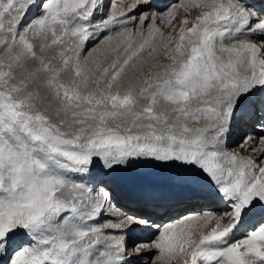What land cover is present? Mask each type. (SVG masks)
<instances>
[{"label":"snow or ice","instance_id":"obj_1","mask_svg":"<svg viewBox=\"0 0 264 264\" xmlns=\"http://www.w3.org/2000/svg\"><path fill=\"white\" fill-rule=\"evenodd\" d=\"M101 7L0 0V264H264V8ZM238 119L252 130L233 148ZM153 163L224 211L113 207L108 178ZM137 225L154 238L129 248Z\"/></svg>","mask_w":264,"mask_h":264},{"label":"bare ground","instance_id":"obj_2","mask_svg":"<svg viewBox=\"0 0 264 264\" xmlns=\"http://www.w3.org/2000/svg\"><path fill=\"white\" fill-rule=\"evenodd\" d=\"M180 2L181 0H153L156 8L161 10L166 4H178ZM248 2L250 6L264 8V0H248ZM100 3L102 7L97 12V19L101 15H109L110 9L115 10L113 6H118L121 0H100ZM135 15L138 16L139 13H135ZM233 127L235 128L229 137V145L235 148L241 138L252 129L250 122L244 119H238ZM244 154L247 155V153ZM107 182L112 192L111 203L113 207L129 215L151 219L157 223L168 222L189 213L204 211L222 213L224 211L223 204L206 187H168L169 189H165L163 186H158L155 189H149L143 187L136 188L129 185L122 187L115 182L108 180ZM154 234L155 231L152 228L140 225L133 226L128 231L129 248L135 243L147 242L153 239Z\"/></svg>","mask_w":264,"mask_h":264},{"label":"rangeland","instance_id":"obj_3","mask_svg":"<svg viewBox=\"0 0 264 264\" xmlns=\"http://www.w3.org/2000/svg\"><path fill=\"white\" fill-rule=\"evenodd\" d=\"M182 18H183V13L181 11L177 13L176 19L173 20L172 22L173 27H175L177 30L179 28V21ZM161 27H163V25H161ZM169 31L170 29H165V35H167ZM88 47L91 48L92 44H89ZM234 128L235 127H233V130ZM185 175H186L185 173L180 172L178 169L162 167L155 163L138 164L126 171H118L113 175V177L108 178V181L115 182L116 184L122 187H126L129 185L136 188L143 187L149 189L150 188L155 189L158 186H163L165 189L174 188V187L177 188L202 187L198 183L187 182L183 180L182 177H184Z\"/></svg>","mask_w":264,"mask_h":264}]
</instances>
